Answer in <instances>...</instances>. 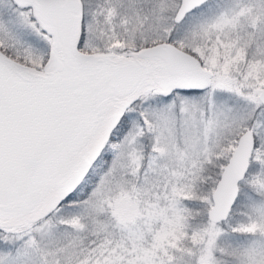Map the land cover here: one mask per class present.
Returning a JSON list of instances; mask_svg holds the SVG:
<instances>
[{
	"label": "snow or ice",
	"instance_id": "1",
	"mask_svg": "<svg viewBox=\"0 0 264 264\" xmlns=\"http://www.w3.org/2000/svg\"><path fill=\"white\" fill-rule=\"evenodd\" d=\"M0 264H264V0H0Z\"/></svg>",
	"mask_w": 264,
	"mask_h": 264
}]
</instances>
